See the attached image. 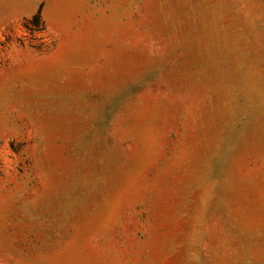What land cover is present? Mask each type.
Here are the masks:
<instances>
[{"label":"rangeland","instance_id":"obj_1","mask_svg":"<svg viewBox=\"0 0 264 264\" xmlns=\"http://www.w3.org/2000/svg\"><path fill=\"white\" fill-rule=\"evenodd\" d=\"M0 264H264V0H0Z\"/></svg>","mask_w":264,"mask_h":264},{"label":"trees","instance_id":"obj_2","mask_svg":"<svg viewBox=\"0 0 264 264\" xmlns=\"http://www.w3.org/2000/svg\"><path fill=\"white\" fill-rule=\"evenodd\" d=\"M28 26H30L31 30L33 31H37V30H43L44 29V23L41 20L40 14L38 13L37 15H35L32 20H30L27 24Z\"/></svg>","mask_w":264,"mask_h":264}]
</instances>
